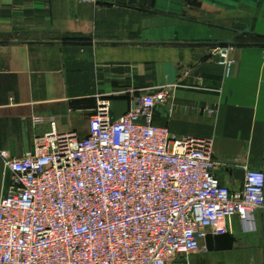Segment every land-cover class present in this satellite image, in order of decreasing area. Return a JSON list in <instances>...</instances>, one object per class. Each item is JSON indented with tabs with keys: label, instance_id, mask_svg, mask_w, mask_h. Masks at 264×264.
Here are the masks:
<instances>
[{
	"label": "crops",
	"instance_id": "0c3cea01",
	"mask_svg": "<svg viewBox=\"0 0 264 264\" xmlns=\"http://www.w3.org/2000/svg\"><path fill=\"white\" fill-rule=\"evenodd\" d=\"M161 90L155 123L209 140L222 185L236 192L245 168L264 171V0H0V200L11 186L1 153L33 152L48 119L85 138L99 102L120 118ZM232 226L233 250L175 264H264L261 214Z\"/></svg>",
	"mask_w": 264,
	"mask_h": 264
},
{
	"label": "built area",
	"instance_id": "2783aa9c",
	"mask_svg": "<svg viewBox=\"0 0 264 264\" xmlns=\"http://www.w3.org/2000/svg\"><path fill=\"white\" fill-rule=\"evenodd\" d=\"M214 55L233 64L225 49ZM169 99L140 96L120 118L99 102L87 137L57 132L50 118L33 152L1 153L11 186L0 264H175L205 250L208 234L231 233L234 219L250 230L260 213L264 225V171L245 168L239 191L222 185L209 140L155 123Z\"/></svg>",
	"mask_w": 264,
	"mask_h": 264
},
{
	"label": "water",
	"instance_id": "95a60500",
	"mask_svg": "<svg viewBox=\"0 0 264 264\" xmlns=\"http://www.w3.org/2000/svg\"><path fill=\"white\" fill-rule=\"evenodd\" d=\"M236 238L231 234L211 235L205 238V248L208 252L231 251L234 249Z\"/></svg>",
	"mask_w": 264,
	"mask_h": 264
}]
</instances>
